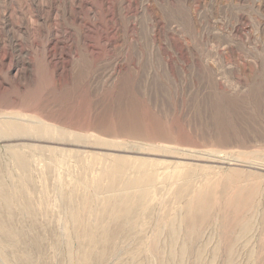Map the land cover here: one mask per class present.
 Here are the masks:
<instances>
[{
	"label": "rangeland",
	"instance_id": "374dc122",
	"mask_svg": "<svg viewBox=\"0 0 264 264\" xmlns=\"http://www.w3.org/2000/svg\"><path fill=\"white\" fill-rule=\"evenodd\" d=\"M251 262L264 0H0V264Z\"/></svg>",
	"mask_w": 264,
	"mask_h": 264
},
{
	"label": "bare ground",
	"instance_id": "6f19581e",
	"mask_svg": "<svg viewBox=\"0 0 264 264\" xmlns=\"http://www.w3.org/2000/svg\"><path fill=\"white\" fill-rule=\"evenodd\" d=\"M242 192L243 191H241V190H238V191H236V197H240V196H244L243 194H242ZM243 197H241L240 199H242ZM239 199V200H240ZM243 209H245V208H249L248 207V204H244V207H242ZM196 209H199L200 210V206L199 207H197V208H192L191 209V211H194V210H196ZM220 223V226L222 227V229H227V227L228 228H230V232L228 233V234H231V231H232V233L234 232V231H238L239 233H241V234H248V233H250V231H251V226H252V221H250V220H246V219H243V218H240V217H238V215L237 216H235L231 221H227V220H224V221H221V222H219ZM230 223V224H229ZM195 224L196 223H193V224H191V225H189V226H187L188 228V230L189 231H191L193 228H194V226H195ZM235 232V233H236ZM245 235V236H246ZM226 238H229L230 239V235H228V236H226ZM236 243V241H235V239L233 238V237H231V239L229 240V242H226V246H227V250H229V252L231 251V249H232V247H231V245L233 246L234 244ZM229 246V247H228ZM231 253V252H230ZM251 264H254L253 262H251Z\"/></svg>",
	"mask_w": 264,
	"mask_h": 264
}]
</instances>
